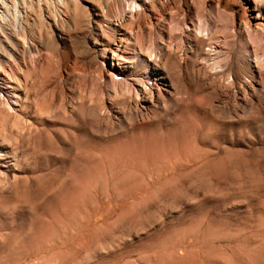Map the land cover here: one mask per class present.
<instances>
[{"label":"rangeland","instance_id":"1","mask_svg":"<svg viewBox=\"0 0 264 264\" xmlns=\"http://www.w3.org/2000/svg\"><path fill=\"white\" fill-rule=\"evenodd\" d=\"M152 1L3 13L0 264H264V0Z\"/></svg>","mask_w":264,"mask_h":264},{"label":"bare ground","instance_id":"2","mask_svg":"<svg viewBox=\"0 0 264 264\" xmlns=\"http://www.w3.org/2000/svg\"><path fill=\"white\" fill-rule=\"evenodd\" d=\"M113 1V12H114V14H119V17L117 18V21L119 20V24H123L125 21H128V20H131V19H133L134 17H135V15L136 14H138L140 11L139 10H141V8H142V3L141 2H138V0H130V1H128V0H112ZM144 1V0H143ZM148 1H152V0H148ZM16 2H17V0H0V19L1 18H4V16H3V13L5 12V13H7V9L9 8V3H11V4H16ZM105 2L107 3L108 2V0H105ZM153 2V1H152ZM160 2V1H159ZM152 4V3H151ZM104 5V4H103ZM152 6V5H151ZM16 9V8H15ZM106 14V13H105ZM201 20H202V18H201ZM115 21V20H114ZM145 22H147V21H145ZM148 23V22H147ZM120 27V26H119ZM180 27V26H179ZM120 31V30H119ZM202 35V34H201ZM201 35H199V36H201ZM250 35V34H249ZM198 36V37H199ZM204 36V35H203ZM228 36V35H227ZM213 37H214V34H213ZM106 38V37H105ZM170 38V37H169ZM206 38H208V37H206ZM212 38V37H211ZM210 38V36H209V39H211ZM224 38H225V36H224ZM198 39V38H197ZM197 39H195V40H197ZM106 40L108 41V42H110V40H111V38L108 36L107 38H106ZM199 41H200V43H204V41H205V38L204 37H201L200 39H199ZM221 42V41H220ZM227 42V41H226ZM209 45H210V43H208ZM223 45V44H222ZM225 46V45H224ZM223 46V47H224ZM226 47V46H225ZM139 48L140 49H142V47H141V45H139ZM168 48V47H167ZM166 48V49H167ZM200 49V48H199ZM227 49V48H226ZM229 49V48H228ZM256 49V48H255ZM169 50V49H168ZM167 50V51H168ZM175 52H176V50H174ZM150 52H154L153 54H154V60H153V64L155 65V67H154V69L156 70V71H158V68H157V65L158 64H161V57L159 56L160 54H157V53H155V49H154V47L153 48H151L150 49ZM172 52V51H171ZM175 52H173V53H175ZM200 54H203V52L201 53L200 52ZM204 54H206L205 53V51H204ZM203 54V55H204ZM207 55V54H206ZM198 56V55H197ZM205 56V55H204ZM201 57V56H200ZM164 58V57H163ZM202 58V57H201ZM209 58V57H208ZM207 57H206V59H208ZM165 59V58H164ZM196 59V58H195ZM174 60H172V62H173ZM198 61V60H197ZM199 62V61H198ZM151 63V62H150ZM199 63H201V64H203V63H205V62H199ZM152 64V65H153ZM200 64V65H201ZM201 66H203V65H201ZM171 67V66H170ZM173 67V66H172ZM152 68V67H151ZM202 68V67H201ZM204 69H205V67H203ZM198 69V68H197ZM197 69H196V71H197ZM200 69V68H199ZM209 69V68H208ZM208 69H207V71H208ZM161 70H162V68H161ZM161 70H159L158 72H157V74H158V76H157V74H156V76H154V78L155 79H157V78H161L162 77V74H163V72L161 71ZM203 70V69H202ZM154 71V70H153ZM199 71V70H198ZM198 71H197V73H198ZM181 72V71H180ZM195 72V71H194ZM201 72V71H200ZM204 71H202L201 73L204 75V73H203ZM210 72H212V71H210ZM196 73V74H197ZM212 73H216V71L215 72H212ZM219 73V72H218ZM190 74V73H189ZM206 74V73H205ZM207 74H208V72H207ZM206 74V75H207ZM154 75V74H153ZM198 75V74H197ZM202 75V76H203ZM209 75H211V74H209ZM101 76H102V73H101ZM198 77V76H197ZM201 77V76H200ZM213 77H214V75H213ZM218 77V76H217ZM203 78H205L204 76H203ZM207 78H210L209 76H207ZM164 79V78H163ZM166 79V78H165ZM190 79V78H189ZM170 80H172V79H170ZM170 80H168L169 82H170ZM213 80V79H212ZM192 81V80H191ZM201 82L200 83H202L203 82V80H200ZM214 82V81H213ZM217 82V81H216ZM168 83V82H167ZM204 83V82H203ZM209 83H210V81H209ZM170 84V83H169ZM174 84V83H173ZM192 84V83H191ZM214 84H216V83H214ZM126 85V84H125ZM211 85V84H210ZM205 86V85H204ZM209 87V86H208ZM207 87V88H208ZM215 87V86H214ZM169 88V87H168ZM171 88H173L172 86H171ZM182 88V87H181ZM213 88V87H212ZM157 89H158V91H159V95H158V101H160L161 99H163L162 97H161V90H160V88L159 87H157ZM170 89V88H169ZM156 90V89H155ZM173 90V89H172ZM179 90V89H178ZM211 90V89H210ZM154 91V90H153ZM186 90H184V92H185ZM206 91V90H205ZM145 93H146V91H144ZM166 92V91H165ZM183 92V91H182ZM210 92V91H209ZM150 94H148L147 93V95H149L148 97H150L149 99H150V101L152 102V96H153V92L152 91H150L149 92ZM174 93V92H173ZM173 93H169V94H173ZM186 93V92H185ZM208 93V92H207ZM126 94H128L127 92H126ZM120 95V94H119ZM174 95V94H173ZM124 96V95H123ZM126 96V95H125ZM207 96H208V94H207ZM120 97H122V96H120ZM137 97V96H136ZM147 97V96H146ZM171 97H172V95H171ZM118 98V97H117ZM169 98V97H168ZM174 98V97H173ZM148 99V98H147ZM156 99V98H155ZM140 100V99H139ZM164 100V99H163ZM132 101V100H131ZM145 101V100H144ZM149 101V102H150ZM154 101V100H153ZM165 101H166V99H165ZM138 102V101H137ZM140 102V101H139ZM188 102V101H187ZM131 103V102H130ZM155 103V102H154ZM167 103V102H166ZM152 104V103H151ZM129 105H131V104H129ZM135 105V104H134ZM150 105V104H149ZM157 105V104H156ZM160 105V104H159ZM158 106V105H157ZM140 107V106H139ZM146 107V106H145ZM155 109V108H154ZM138 110V109H137ZM145 110V108L143 109V111ZM147 110V109H146ZM145 110V111H146ZM128 111V110H127ZM130 111V110H129ZM135 111V110H134ZM131 112V111H130ZM132 113V112H131ZM139 114V113H138ZM146 114H147V112H146ZM165 114V113H164ZM145 115V114H144ZM149 115V114H148ZM100 116V115H99ZM129 116V115H128ZM141 116V115H140ZM101 118V117H100ZM129 118H130V116H129ZM138 119H139V117H138ZM99 120V119H98ZM102 121H103V119H102ZM96 122H98V121H96ZM100 122H101V120H100ZM102 123V122H101ZM99 124V123H98ZM106 124V123H105ZM105 124H103V125H105ZM97 125V124H96ZM101 125V124H100ZM84 126V125H83ZM142 126V125H141ZM90 127V126H89ZM105 127V126H104ZM87 128H88V126H87ZM91 128V127H90ZM90 128H88V129H90ZM97 128V127H96ZM93 129V128H92ZM91 129V130H92ZM110 130H111V128H109ZM110 130H108L109 132H110ZM104 132V131H103ZM175 132V131H174ZM75 139H73V140H71L72 142L74 141ZM72 142H71V144H72ZM81 145V144H80ZM75 148V147H74ZM76 149V148H75ZM75 149H74V153L75 152H77V151H75ZM77 155V154H76ZM84 156H86V154H84ZM74 158V157H73ZM75 163V161L72 163V164H74Z\"/></svg>","mask_w":264,"mask_h":264}]
</instances>
